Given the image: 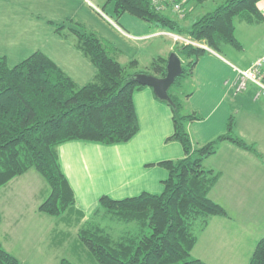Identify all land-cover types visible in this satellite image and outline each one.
Segmentation results:
<instances>
[{
	"label": "trees",
	"instance_id": "obj_1",
	"mask_svg": "<svg viewBox=\"0 0 264 264\" xmlns=\"http://www.w3.org/2000/svg\"><path fill=\"white\" fill-rule=\"evenodd\" d=\"M108 1L114 5L116 18L129 13L189 41L177 45L176 52L184 60L183 73L173 85L190 75L197 61L208 53L203 46L217 52L224 44L242 48L235 35L237 20L251 25L264 21L258 5L261 0H225L189 28L167 12L157 11L151 0ZM77 25L80 28H70L77 47L97 68L96 78L84 86L79 87L40 50L12 67L0 57V188L34 168L49 188L39 211L53 217L74 212L76 205L74 191L60 164L58 146L75 140L108 145L131 140L140 130L133 96L136 90L146 87L134 77L147 73L129 74L116 60L115 47ZM64 28L62 25L57 30ZM136 64L132 61L129 66ZM166 65L167 59L158 58L152 67L164 77ZM173 85L168 91L171 103L155 95L172 109L174 132L168 141L179 142L185 157L159 163L168 171L160 194L100 198L99 211L80 227L76 244L97 264H207L191 256L197 243L193 226L200 221L204 228L211 217L227 216V211L209 197L221 174L204 169L202 161L215 154L222 141L255 151L254 146L234 134L233 117L225 133L194 149L187 125L200 121L202 116L183 112L184 97L171 90ZM102 210L120 222L136 223L137 230L115 240L94 222ZM0 264H20L1 241ZM62 264L73 263L64 259ZM249 264H264V237Z\"/></svg>",
	"mask_w": 264,
	"mask_h": 264
},
{
	"label": "crops",
	"instance_id": "obj_2",
	"mask_svg": "<svg viewBox=\"0 0 264 264\" xmlns=\"http://www.w3.org/2000/svg\"><path fill=\"white\" fill-rule=\"evenodd\" d=\"M183 1H185L188 8V16L181 19L175 12H167L168 16L181 23L187 21L195 9V3L192 0ZM102 4L105 5L106 10L112 16H108L104 11L98 12L92 8L88 0H49L48 2L47 0H0V57H5L7 62H10L12 58L15 60L20 59L23 56L21 51L25 47H28V50H34V52L40 50L76 84L79 80L89 79L87 83H83L86 85L96 78L97 68L89 57L77 47V38L70 30V28H73L71 24L82 25L81 28L84 27L86 30L95 32L115 47L116 60L126 67L129 74L144 72L158 76L154 71L139 69V60L135 53L137 48L135 44L132 45V41L165 36L173 41L168 47L172 51L173 48H177V43H182L176 40V36L183 41L186 40L182 36L155 27L153 24L129 13H124L116 18L113 3L107 0L106 2L102 1ZM258 5L264 14V0H261ZM88 11H93L95 14L93 15ZM114 22H118L120 27L114 25ZM240 23L246 24L242 28V37L239 36L237 27L235 30V35L242 46L241 49L244 50L246 44H249L243 37L245 33H251L254 36L252 44L256 42L259 46V52L242 64L249 68L264 56V21L256 25L245 22ZM55 25L58 26L54 30ZM62 25L65 28L59 32L57 29ZM77 28H80V26L77 25ZM55 35L61 40L69 42L73 50L66 46V42L58 41ZM226 45L230 44L222 45L219 52L210 49L208 46H203L208 53L203 55L193 68L191 76V90L193 91L181 95L184 96L183 112L202 116L200 121L190 122L187 125L194 149L226 132L228 121L233 117V104L243 106L250 102L248 99L251 97L249 94H245L248 89L240 92L241 94L235 92L236 73L234 68L242 70L246 68H241L222 53L225 51ZM158 53L159 51H155L153 54ZM229 54L232 59L239 56L238 54ZM159 56V58H163L162 55ZM181 59L183 60L182 57ZM239 59L241 58H237L236 61L238 62ZM132 61L137 62L136 66H129ZM153 62L150 68L153 66ZM253 96L254 101L258 102L259 99H256L255 95ZM133 98L140 130L131 140L110 145L75 140L64 142L58 146L60 164L74 191L76 202L75 211L56 217L59 219L58 221L62 222L64 220L69 225L74 220V223L76 222L80 229L87 220L99 211V199L104 195L114 199H123L137 196L143 192L160 194L163 191L162 182L168 177V171L159 163L185 157L183 146L179 142L168 141V138L174 132L171 107L160 101L156 97L153 88L149 86L136 90ZM234 120L236 122V119ZM225 142L229 141L219 143L217 152L206 157L202 161V166L206 170H214L221 174L217 184L210 191L209 197L214 202L222 205L228 215L227 217L215 216L209 219L208 226L197 234L198 241L193 249L194 251H196L201 239L202 244L204 243L205 235H208V233L213 235L217 231V234L221 235L222 238L216 239L214 246L227 247L230 253L234 250L239 252L252 233V227L248 222L250 220L248 214L244 215L248 218L243 221V219L238 218L239 215L230 213L226 207L227 205L220 201V198H225V195L223 193L219 194L222 190L218 185L223 188L226 186L231 190L235 188L236 182H238V185L242 183L245 187H249V184L255 181L256 185L258 183L260 189L264 190V163L257 164V166L248 163L247 155L257 152L255 146V151H253L233 145L224 146L223 143ZM262 150V148H259L258 156L264 157V151ZM221 151H224L226 164L213 165L209 162L211 161L209 159H212L210 157H219ZM254 171H257V174L253 173L251 175V172ZM13 181L14 179L0 188V203L13 212L19 211L16 203L25 211L34 210L36 207L32 205V202L22 203L18 201L19 195L15 194L13 196V192L16 191ZM48 193L49 188L46 183V186H42L34 194V204L40 200L43 202ZM258 205L260 217L263 218L264 198H259ZM245 211L248 213V209H245ZM22 216L15 215L14 225L20 221ZM39 217L43 222H47L45 216L40 215ZM50 223L52 221H49V225ZM54 223L53 227L51 224V233L56 231L58 227V224H56L58 222ZM232 229L236 230V235L229 234ZM40 239H42V236ZM229 242L236 246L235 249L226 245ZM39 244L40 242L37 241V248L46 254L44 257L40 255V258L42 260L49 257L53 259V253L55 252V264H58L57 246L53 250L48 247L49 245L40 246ZM203 249L202 246L195 258L210 264L209 255H206ZM225 255L226 253L223 254V256ZM246 255L250 256L248 251ZM212 256L214 258L218 257L217 253ZM64 259L66 258L60 259L59 263L62 264ZM238 259L239 255H237L235 261H238Z\"/></svg>",
	"mask_w": 264,
	"mask_h": 264
},
{
	"label": "rangeland",
	"instance_id": "obj_3",
	"mask_svg": "<svg viewBox=\"0 0 264 264\" xmlns=\"http://www.w3.org/2000/svg\"><path fill=\"white\" fill-rule=\"evenodd\" d=\"M48 1L49 0H47V2ZM102 1L106 2L107 0H88L92 8H94L100 13L101 11H104L108 14V16H112V14L109 13L108 10H106L105 5L103 6ZM224 1L225 0H192V2L195 3V9L192 12L190 18L182 23L183 26L189 28L191 24L197 21L200 17L209 12H213L218 6L223 4ZM88 12L93 15L95 14L93 11ZM109 20L112 21L111 19ZM66 24L68 25L69 23L67 22ZM113 24L119 26L118 22H114ZM71 25L72 27L77 28L76 24ZM57 26L58 25H55L53 29L55 30ZM245 26L246 24L240 23L238 20L236 21V27L238 28V33L241 37L242 28H244ZM56 37L58 38V41L60 40L61 42H66V46H68L70 50H73L69 42L63 39L61 40L58 36ZM243 37L247 41V43H249L246 44L244 50L237 49L232 45H226V49L222 53L229 59H231L234 63L239 65L241 68L245 69L246 66L242 64L249 61L252 56L259 52V46L256 42L252 44V38H254V36L251 33H245ZM177 41L183 42L182 39H178ZM170 43L172 44L173 41L165 36L154 37L153 39L148 40L146 39L140 41H132V45L135 44L137 48V52L135 53L137 55V59L139 60V69H147L148 71L153 72L154 69L152 67L150 68V65L154 59H158L160 57L159 55H162L161 57L167 59L168 61L170 55L174 51H176V47L173 48L172 51L169 50L168 47ZM28 49V47H25L21 51V53L23 52V56L20 59L15 60L12 58V60L8 62L9 66L12 67L21 63L24 59L29 57L31 53H34V50ZM155 51H159V53L153 54L155 53ZM24 52L26 53L24 54ZM229 53L238 54L239 56H236L234 59H232ZM237 58L241 59H239L237 62ZM246 69H248V67ZM191 76L192 73L180 79L177 84L173 85L171 90L173 92L179 93L180 95H185L193 91L191 90ZM88 81L89 79H85L82 81L79 80L77 85L80 87L84 85L83 83H87ZM245 94H249V96L251 97L250 99H248L250 101L248 104H245L243 106L240 104H233V117L234 119H236L234 126V134L244 139L249 145L256 147L257 152L255 151L253 152V154H251L250 152L251 155L247 156L248 163L250 165L257 166V164L261 165L264 163V157L258 156L259 148H262V151H264V99H259L258 102L254 101L253 95L256 94V87L252 84L248 86V92H246ZM223 144H225L224 146H236L231 142H225ZM219 154V157H210L212 159H209L211 160L209 162L213 163V165L226 164L224 151H221V153ZM253 173L257 174V171L251 172V175ZM13 184L15 185L16 189V191L13 192V196L15 194L19 195L18 201L22 203L32 202V205H35L36 208L34 210L25 211L24 209L19 207L18 203H16L17 209L19 211L13 212L6 208L4 204L0 203V212L2 215V221L0 224V241L6 251L18 258L20 264H55V252L53 253V259H50L49 257L46 260H42L40 258V255L44 257L46 254L42 250L37 248V241H39L40 246H44L46 244L49 245L48 247L53 250H55L54 247L57 246L56 252L58 254V264H60L59 262L62 258H66L73 264H97L88 256L87 252L83 251L82 248H77L76 244L78 243L77 238L79 226L76 225V222L74 223V220H72V223H69V225H67L64 220H62L61 222L58 221L59 219L56 217L39 212L38 208L42 203V200L37 201L36 204H34L33 197L34 194L37 193L42 186H46V181L34 168L30 169V171L26 174L15 178ZM218 186L221 188L220 190H222L219 194L221 195L223 193L225 195V198H220V201L227 205L226 207L230 213L239 215L240 217L238 216V218L243 219V221L245 218H248L244 217V215L248 214V216L250 217V220L248 222L252 227V233L250 234L247 243L243 244V249L239 250V252L238 250H234L232 253L228 252L227 247L221 245L214 246L216 239H219L220 237L222 238L221 235L217 234V231L213 235H209L208 233V235L204 236V243L202 244L201 239L196 251L192 250L191 256L195 257L197 255L198 250L203 246L204 253L206 255H209L210 264H249L250 259L252 257L251 255L253 254L257 245L256 243H258V241L264 237V217H260V208L258 205L259 198H264V190H261L258 183L256 185L255 181L251 182L249 184V187H245L242 183L238 185V182H236V185L234 186L235 188H232L231 190L230 188H226V186H224V188L221 185ZM21 206L23 205L21 204ZM245 209H248V213L247 211H245ZM17 214L18 216H23L20 221L16 225H14V222L16 221L15 215ZM40 215L43 217L45 216L44 218H46V221L48 223L45 221L43 222L42 219H40L39 217ZM49 221H52L50 225ZM54 222H58L56 223L58 224V227L56 228V231L51 233V224L53 227V225L55 224ZM94 222L97 224H101V226L105 228V230L115 240H119L120 238L131 234V232L134 233L137 230L136 223H124L115 220L112 218V215L106 212L105 210H102L101 214L96 219H94ZM200 224V221H197L193 226V231L194 233H196V235L200 230H204L208 226L207 225L206 227L202 228L200 227ZM236 233V230L232 229V232H230L229 234L236 235ZM41 236L42 239H40ZM240 240L239 242H241ZM226 245H229L230 248L232 247L234 249L236 247L232 242H229ZM247 251L250 256L246 255ZM215 253H217L218 255L217 258H214L212 256ZM224 253H226L225 256H223ZM237 255H239V259L238 261H235Z\"/></svg>",
	"mask_w": 264,
	"mask_h": 264
},
{
	"label": "built area",
	"instance_id": "obj_4",
	"mask_svg": "<svg viewBox=\"0 0 264 264\" xmlns=\"http://www.w3.org/2000/svg\"><path fill=\"white\" fill-rule=\"evenodd\" d=\"M151 2L157 11L175 12L181 19L185 18L189 12L183 0H151ZM175 38L176 40L180 39L177 36ZM234 70L236 73L234 82L236 93L246 91L248 86L252 84L256 87L255 98L264 99V56L248 69L242 70L235 67Z\"/></svg>",
	"mask_w": 264,
	"mask_h": 264
},
{
	"label": "water",
	"instance_id": "obj_5",
	"mask_svg": "<svg viewBox=\"0 0 264 264\" xmlns=\"http://www.w3.org/2000/svg\"><path fill=\"white\" fill-rule=\"evenodd\" d=\"M182 63L181 57L176 52H173L167 61L166 75L164 77L139 74L134 79L142 85L153 88L157 97L171 103L168 91L175 83L176 78L183 73Z\"/></svg>",
	"mask_w": 264,
	"mask_h": 264
}]
</instances>
